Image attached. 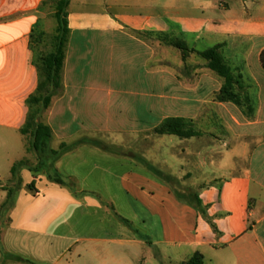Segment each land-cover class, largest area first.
Instances as JSON below:
<instances>
[{
	"label": "crops",
	"instance_id": "1",
	"mask_svg": "<svg viewBox=\"0 0 264 264\" xmlns=\"http://www.w3.org/2000/svg\"><path fill=\"white\" fill-rule=\"evenodd\" d=\"M43 1L0 0V219L14 190L0 264H70L63 256H81L83 242L107 258L82 264H135L142 245L203 264H264V0H70L62 89L45 118L51 148L103 133L149 138L169 118L192 121L198 135L174 136L169 149L173 136L155 134L141 157L83 145L55 164L72 188L41 175L29 190L32 167L11 169L28 157L21 130L39 85L31 35ZM216 46L250 117L218 100L223 79L198 54ZM81 203L98 224L83 233L66 219ZM62 240L72 243L56 260Z\"/></svg>",
	"mask_w": 264,
	"mask_h": 264
},
{
	"label": "rangeland",
	"instance_id": "2",
	"mask_svg": "<svg viewBox=\"0 0 264 264\" xmlns=\"http://www.w3.org/2000/svg\"><path fill=\"white\" fill-rule=\"evenodd\" d=\"M5 11L0 9V14ZM55 9L54 5L52 3V0H47L44 5H40L37 16H38V22L35 26V33H34V39H32V48L34 49V57H39L41 55H48L52 53L56 46V38L58 36V21L55 18ZM35 57V58H36ZM50 88V87H49ZM60 91L57 90L53 93V97L57 95ZM45 94V92H43ZM49 108V107H48ZM48 108H45L43 104H39L36 106H33L30 112V123L31 127L29 128V133L25 135L26 141H27V151H28V157L23 160L24 165H30L32 169L36 170L35 173V182L41 175L48 176L49 173H54L57 171L55 164H56V157L51 155V151L54 150L51 148V140L48 143V147L46 148L45 152L36 151L33 148V142H34V136L32 135L34 131V127L36 124H45V118L47 114ZM201 128H206V125L201 124ZM149 138L145 137L144 134H141L140 136H136L134 138H129L127 136L121 137V136H111L109 134H100L96 136L95 140L101 142L102 146L106 149H108L112 153H123L125 155H135L141 157L144 151V148H146L151 142L152 144L156 143L157 137L155 134H151ZM90 138V137H87ZM176 140V137H167L165 144L168 145V148L170 149L171 146H174V141ZM168 159L169 161L173 162L174 160V154L170 152L168 153ZM174 171V169L172 170ZM171 171V172H172ZM3 173V171H2ZM58 173V172H57ZM174 178V177H173ZM175 179V178H174ZM171 181L172 179H168ZM70 182V181H69ZM172 182V181H171ZM72 185V182H70ZM30 184L27 185V187ZM20 187H23V183ZM171 187L176 188L178 191H182L186 194H190L192 192L191 186L185 185H177L174 183L171 185ZM103 203V202H102ZM83 203H81L82 205ZM105 206H107L105 204ZM9 207V206H8ZM8 207L6 210L2 212L1 217V227H0V233L6 229L8 226ZM109 210L111 207L108 208ZM91 209H89L86 204H83L82 206L75 204L72 205L69 208V211L66 212V216H68L66 219H72L73 223L77 224V228L81 233H83L85 230H88V228H92L95 226L96 222L93 220H89ZM70 216V217H69ZM98 226V224H96ZM96 226V227H97ZM141 233V232H140ZM59 245H57V248L55 250V259H61L62 255H64V250L66 246H68L71 241H65L62 240L58 242ZM106 247H93L87 244V242L81 243L80 248V255L77 256L75 254H68L67 256H63V263L69 262L70 264H82V261L85 259L90 258V254L94 257H100V258H107L106 253ZM183 251L179 249H165V248H153L152 251L147 250L144 245H142L139 250H137L134 257L136 258L135 264H188L191 259L186 260H179L183 256ZM120 258H123L124 253H127L125 251V248L120 247L119 251ZM133 256V254H132ZM131 256V257H132Z\"/></svg>",
	"mask_w": 264,
	"mask_h": 264
},
{
	"label": "trees",
	"instance_id": "3",
	"mask_svg": "<svg viewBox=\"0 0 264 264\" xmlns=\"http://www.w3.org/2000/svg\"><path fill=\"white\" fill-rule=\"evenodd\" d=\"M46 1L47 0H44L41 4L44 5ZM52 3L55 9L54 15L59 25L58 36L56 38V46L52 53L48 55H41L39 57L35 56L36 58L34 57V49L31 47L33 52V63L35 64L39 74V85L35 94H33L27 101L29 114L27 122L21 130L23 135H27V133H29V128L32 124L30 123V112L33 106L43 104L45 108H48L51 104L53 93L57 90L60 91L62 89L65 50L68 35L70 32L67 22V8L69 6L70 0H52ZM34 33L35 29L33 31V34L31 35L32 39H34ZM163 40L168 45L174 46L181 50L183 59L186 58L187 52L189 50L180 41L169 39L167 36H163ZM220 48V46H216L204 52H199L198 54L208 62L207 67L223 79L222 89L217 96L218 100L232 102L240 108L246 106L247 111H245V115H247V117H250L252 116L254 110L252 106L248 104V102L243 103L239 95L236 93V86L239 84V79L233 73L231 67L222 56ZM260 61L264 69V51L261 53ZM43 92H45V94H43ZM154 133L157 135H171L180 138H190L192 136L198 135V133L193 130L192 121L178 118H169L164 120L159 126L154 128ZM32 135L34 136L33 148L36 151L40 150L41 152H45L46 148L48 147V143L52 138V131L50 127L44 124H36ZM83 145L98 147L103 151L110 152L108 149L102 146L101 142L91 138H82L71 144L62 143L57 150H52L50 153L52 156L56 157L57 160H59L66 153H69ZM21 165H23V161L12 167L11 173L13 176L16 175L17 169ZM32 170L34 171V173L37 172L34 169ZM57 172L58 171H55L53 174L49 173V179L58 184L71 187ZM34 187L35 181L31 182L28 186L29 190H33ZM7 191L8 199L3 204V209H6L13 202L12 198L14 190L7 189ZM188 264H203V257L200 254H196Z\"/></svg>",
	"mask_w": 264,
	"mask_h": 264
}]
</instances>
